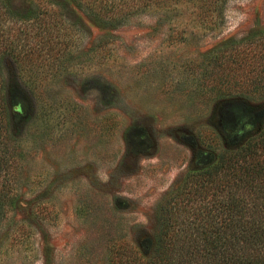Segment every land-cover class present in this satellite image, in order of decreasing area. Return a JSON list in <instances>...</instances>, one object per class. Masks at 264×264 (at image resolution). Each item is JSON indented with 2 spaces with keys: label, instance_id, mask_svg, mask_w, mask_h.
I'll return each mask as SVG.
<instances>
[{
  "label": "rangeland",
  "instance_id": "374dc122",
  "mask_svg": "<svg viewBox=\"0 0 264 264\" xmlns=\"http://www.w3.org/2000/svg\"><path fill=\"white\" fill-rule=\"evenodd\" d=\"M38 2L5 23L9 45L35 53L3 60L21 124L0 264H152L162 201L233 162L264 117V99L215 98L208 75L217 42L264 26V0H227L211 29L172 0ZM215 192L193 187L177 212L204 213Z\"/></svg>",
  "mask_w": 264,
  "mask_h": 264
},
{
  "label": "trees",
  "instance_id": "16d2710c",
  "mask_svg": "<svg viewBox=\"0 0 264 264\" xmlns=\"http://www.w3.org/2000/svg\"><path fill=\"white\" fill-rule=\"evenodd\" d=\"M38 1L41 0H0V221L19 198L15 181L20 163L16 162L19 140L15 135L21 124L19 114L12 110L18 98L6 86L3 60L31 58L35 53L12 48L7 42L10 34L5 23L10 18L38 16L37 9L42 4ZM172 1L196 6L195 16L202 17L199 23L211 29L222 22L227 0ZM16 2L27 10L15 8ZM163 3L164 0H152V6ZM212 49L213 68L208 75L213 83L209 93L215 98L264 99V26L253 27L240 39L230 34ZM251 116V122L243 127L248 125V129L258 131L242 142L234 161L208 164L180 189V195H189L198 186L204 197L210 189H219L209 202L201 201L206 207L211 204V208L202 214L184 211L187 217L182 216L177 209L189 198L181 197L178 191L162 201L165 208L159 205L162 238L152 247V264H264V117ZM146 261L143 264H150Z\"/></svg>",
  "mask_w": 264,
  "mask_h": 264
}]
</instances>
